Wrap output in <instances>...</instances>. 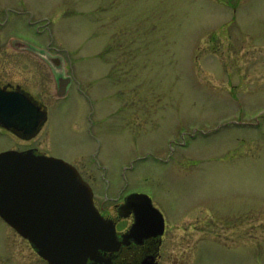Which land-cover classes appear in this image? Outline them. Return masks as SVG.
Returning <instances> with one entry per match:
<instances>
[{
  "label": "rangeland",
  "instance_id": "rangeland-1",
  "mask_svg": "<svg viewBox=\"0 0 264 264\" xmlns=\"http://www.w3.org/2000/svg\"><path fill=\"white\" fill-rule=\"evenodd\" d=\"M5 2L42 18L75 82L43 94L31 141L0 130V149L62 155L111 198L125 183L152 195L163 261L264 264V0ZM0 264L48 263L0 216Z\"/></svg>",
  "mask_w": 264,
  "mask_h": 264
},
{
  "label": "water",
  "instance_id": "water-1",
  "mask_svg": "<svg viewBox=\"0 0 264 264\" xmlns=\"http://www.w3.org/2000/svg\"><path fill=\"white\" fill-rule=\"evenodd\" d=\"M45 119L46 109L25 92H0V122L6 127L31 137ZM146 195L134 193L130 200ZM148 199V208L164 224ZM0 215L50 264H88L102 249L113 250L118 244L114 223L100 214L92 189L77 168L32 150L0 153Z\"/></svg>",
  "mask_w": 264,
  "mask_h": 264
},
{
  "label": "flooded vegetation",
  "instance_id": "flooded-vegetation-1",
  "mask_svg": "<svg viewBox=\"0 0 264 264\" xmlns=\"http://www.w3.org/2000/svg\"><path fill=\"white\" fill-rule=\"evenodd\" d=\"M14 9L9 3L0 4V90L25 92L34 104L42 107L43 105L46 106L48 121L50 107L43 100L45 93L49 96L51 87L54 84L56 87L55 93L62 96V98L66 97V93L74 84L75 78L73 73L68 74L65 71L60 49L54 47L53 42L48 43L43 39V33L47 31L44 29L46 25L43 26L41 23L42 18H36L35 13L28 10L27 12L17 11L11 19L10 11ZM7 63L20 68L19 75L14 80L7 78L8 68H2V65ZM63 86H66L64 87L65 94L60 95ZM93 114L92 112L88 113V119H91ZM45 123L42 122L40 132ZM89 127H92L91 124ZM0 130L3 131V134L10 132L27 142L34 137H26L23 132L14 128H6L2 124H0ZM9 148L32 150L37 154L44 153L65 158L62 155L52 154L36 145L29 144L20 148L6 147L0 149V152ZM68 161L77 167L83 178L91 185L96 207L105 218L114 222L117 231V248L114 250H101L99 258L89 259L88 264H187L185 258L179 256L165 257L166 260L163 261L162 247L168 231V220L162 209L155 203L152 195L149 194L152 197L153 205L162 212L164 224L161 223L156 211L154 212L147 207L149 203L146 197L128 201L131 193L144 191L140 189L129 190V183H125L122 187H119L116 195L111 198L106 196L110 187L101 180L103 173L100 172V169L102 167L99 163H96V160L94 162L97 165V170H99L100 180L104 183L102 193L78 163ZM99 194H102L101 198H99ZM141 214L145 215L143 221H141Z\"/></svg>",
  "mask_w": 264,
  "mask_h": 264
}]
</instances>
